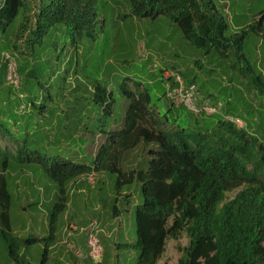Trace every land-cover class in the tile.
I'll use <instances>...</instances> for the list:
<instances>
[{"label": "trees", "instance_id": "obj_1", "mask_svg": "<svg viewBox=\"0 0 264 264\" xmlns=\"http://www.w3.org/2000/svg\"><path fill=\"white\" fill-rule=\"evenodd\" d=\"M104 1L41 0L37 12L30 17L26 12L29 7L25 0H0V28L4 32L12 29L9 35L13 36L14 41L9 44L14 49H17L19 38L30 20L33 23L29 34L32 45H39L44 37L59 26H63L70 36L84 32L87 37L93 39L99 21V10ZM122 1L136 18L163 19L164 23L175 26L182 36L184 51H187L188 42L202 57L205 56L206 63L212 67L221 66L225 75L230 73L229 83L236 82L239 86L242 85L246 93L254 91L261 99L264 98V79L249 65L242 53L243 43L249 33L247 29L253 30V24H246L234 33L223 8L218 10L204 0ZM18 21L20 22L16 25ZM31 52L35 53L33 48ZM52 57L57 59L55 55ZM73 60L72 57L64 59V67L72 65ZM193 64H198L197 68H200L199 59ZM211 71L213 68L209 70ZM165 81L171 88L178 87L175 79L161 78L162 97L165 95ZM195 82V74L190 79L187 74L183 75L184 86L195 85ZM134 85L137 87L136 92L127 89L124 84L120 86L128 101L122 127L113 132L109 137L110 141L102 146L100 154L103 152L104 157L101 161L95 153L94 165H73L60 157H43L37 152H33L31 157H23L25 145L17 146L20 142L15 138L11 127L17 125L18 129L24 130L26 127H20L18 121L25 120V123L26 116L18 115L14 111L15 107L12 110L0 109V115L8 123L6 125L3 120L0 121V235L6 243L11 263L29 264L20 255V251L34 240H22L19 238L23 237L9 234L12 204L10 187L13 181L8 175L10 171H14L13 176H9L17 180L19 177L16 175L20 171L31 170L29 168L36 164L33 168L42 172L57 192L56 201L51 203L54 204L49 214V234L38 240L43 243V252L38 264H46L48 248L55 237V222L68 204V191L72 187L75 189V185L80 182L79 178L108 172L117 175L115 191L109 203L113 218L120 216L117 207L119 200L128 202L126 198L129 194L126 192L134 187V184L140 189L142 201L134 211L136 241L122 245L136 250L134 264H157L166 251L167 242L173 240L178 243L183 235L187 238L188 245L181 247L178 244L177 249L181 253L178 264H264L263 115L257 123L253 121L260 108H255L245 93L237 90L240 87H237L231 90L235 92L233 98L238 105L235 110L239 109L237 112L240 116L243 111V115L247 117L245 129H239L226 122L221 115H214L213 121L203 125L198 124L197 120L191 125L185 115L181 122L177 120L179 117L169 120L165 113L161 114V118L155 119L153 109L160 108L161 96L153 97L145 89L139 91L138 82ZM92 94L88 100L92 101L91 111H94L95 115L88 116L94 125L107 120L110 126L114 121L117 99L113 98L112 92L107 93L100 84L94 86ZM222 96L225 98V95ZM84 99L87 102L86 96L79 95L71 103L66 98L63 104L66 108L60 111L57 109L56 119L48 118L52 119L50 125L55 122L53 127L61 126L59 113L70 111L66 110L70 105H82L84 110L86 102L81 101ZM231 102L229 98L226 99L223 104L224 112L226 115L235 116L237 114L232 112L234 110L231 109ZM3 105L2 102L1 107ZM35 106L31 103V113ZM58 107L62 105L56 108ZM172 107L173 105L166 107V111L170 113ZM76 112L83 118L81 111L75 110L73 114ZM183 112L185 108L180 107L178 114L183 115ZM39 114V120L43 114L46 115L45 106ZM69 119V124L77 125L71 127L78 141L72 137L67 141V146L72 148L75 141L80 145L84 144L88 136L83 134L86 122L78 121L77 118L73 122L71 116ZM45 128L47 131L48 126ZM140 144L155 146V149L148 152L152 159L148 164H145V159L143 167L139 161L138 166L124 167L126 162L123 161V156ZM83 148L79 150L77 147V150L81 152ZM78 159L83 160V156L78 155ZM123 187L129 188L123 192Z\"/></svg>", "mask_w": 264, "mask_h": 264}, {"label": "rangeland", "instance_id": "obj_2", "mask_svg": "<svg viewBox=\"0 0 264 264\" xmlns=\"http://www.w3.org/2000/svg\"><path fill=\"white\" fill-rule=\"evenodd\" d=\"M25 1L29 7L26 12L32 17L31 14L37 12L41 0ZM204 1L208 5H214L218 10L223 8L231 26V18L234 15H247L245 23L253 24L254 28L253 30L247 29L249 33L243 43L242 53L246 56L249 65L255 68L264 79V0ZM247 10L250 12L245 13ZM98 20L93 39L87 37L84 32L70 36L63 26H59L54 32L44 37L39 45L31 44L29 34L33 23L30 20L28 27L19 38L17 49L9 44H13L14 41L13 36L9 35L12 29L9 28L4 32L0 28V109L12 110L15 107L14 111L18 115L26 116L25 123V120L18 121L20 127H26L24 130L18 129L17 125L11 127L9 124L8 126L9 129L11 127L13 133L15 132V138H18L17 141L20 142L17 146L25 145L26 150H24L25 153L23 151V157H31L33 152H37L43 157H60L73 165L81 163L94 165V157L97 153L99 161H101L104 157L103 152L100 154L102 146L110 141L109 137L114 134L113 132L122 127V119L128 104L125 94L120 90L122 84L132 92H136L137 87L134 83L138 82L140 84L139 91L145 89L155 97L161 96V78L170 77L175 81L178 78L182 82L183 75L187 74V78L190 79L195 74L196 82L194 84L198 93V103L213 105L220 102L222 104L223 108H221L220 114L214 115H226L223 104L229 98L233 104L231 109L234 110L231 111L246 123L247 117L245 114L243 115V111L241 114L244 117L242 118V115L240 116L237 112L239 109L235 110L238 105L233 98L235 92L232 90L237 87H240L237 90L243 91L255 108L259 109L262 106L259 104H262L264 98L261 99L254 91L246 93L242 85L239 86L236 82L229 83L228 75L230 73L225 75L221 66L213 65L214 67H212L206 63L205 56L202 57L188 42L187 51H184L180 31L175 26L164 23L163 19H139L131 14L128 6L122 0H105L101 4ZM231 31L233 32V30ZM29 48L31 50L33 48L35 53H32ZM4 54L10 56L8 63L4 60ZM52 55H55L57 59L54 60ZM71 57L74 59L72 65L65 68L64 59L68 60ZM196 59H199L200 68H197L198 64H193ZM9 63L14 65V69L16 68V75L19 78L18 88H14L8 78ZM21 68L23 69L21 70ZM212 68L213 71L209 72ZM98 84L104 87L107 93L112 92L113 98L117 99L114 106V121L110 126L107 120L94 125L90 119L95 115V112L91 111L93 104L88 99L93 96L94 86ZM79 95L86 96L87 102L85 99L81 100L82 103L86 102L84 110L82 105L79 107L70 105L66 110L72 111L71 113L70 111L59 113L61 126L53 127L55 122L50 125L51 120L58 116L57 109L60 111V109L66 108V105H63L66 98L72 103V100H76ZM222 95H225V98ZM2 102L3 107H1ZM177 102V99L172 101L165 91V95L161 96L160 108L153 109L155 119L161 118V114L165 113L169 120L179 117L177 120L181 122L185 115L191 125L196 120L199 121L198 124L203 125V123L210 122L214 116L194 114L186 109L183 115L178 114L182 106L177 105ZM31 103L36 105V109L33 108L32 113L29 110ZM60 104L62 107L56 108ZM170 105L173 107L168 113L166 107L168 108ZM44 106L46 115L43 114L39 120L40 110H43ZM75 110L81 111L83 118L79 112L74 115ZM70 116L73 122L77 119L86 122L83 134H86L85 136L88 138L82 145L77 143L78 139L75 137L76 135H73L74 129L71 126L77 125L69 124ZM2 117L0 115V121L3 120V123L8 125ZM45 117L46 121H44ZM49 117L52 119L49 120ZM46 126H48L47 131H45ZM59 132L61 133L56 135ZM71 137L77 140L72 144V148L67 146V141ZM77 147L79 150L83 148L81 152L77 150ZM151 149H155V146L140 144L123 156V161L126 162L123 166H138V161L141 163V167L148 164V161L152 159L148 153ZM75 152H79V154L76 155ZM78 155H82L83 160L78 159ZM145 159L147 161L144 164ZM35 165L32 166L35 167ZM33 167L29 168L31 170L20 171L16 175L19 177L17 180L9 176L14 174V171H10L11 174L8 175V178L13 181L10 187L12 193L10 214L12 222H14V227L9 234L14 237H23L19 238L22 240H34L32 244L21 249V256L29 257L27 260L29 264H38L43 252V243L38 240L49 234V214L54 204L51 203L56 201L57 192L53 189L54 186L48 182L50 180L42 179V172L35 173L37 169ZM116 178L117 175L114 172L95 175V177L91 175L88 178L89 181L95 184L98 179L99 183L94 190H86L81 194H73L72 187L68 191V205L55 222L54 235L56 238H62L69 244L72 243L73 238L82 239L78 243L80 264H98L97 260L88 256V252L86 254L88 249L86 238L91 229L94 230L92 234L99 241L100 261L103 264L135 263L136 250L122 245L136 241L134 211L136 206L141 204V193L135 184L129 190V187H123V192L128 190L126 192L127 195L129 194V197L126 198L128 202L125 203L123 199L119 200L117 207L120 210V216L113 218L109 211V202L115 191ZM18 223L21 224L19 228L16 226ZM0 229L2 228L0 227ZM178 244L181 247L187 246V238L183 235L178 243L173 240L168 241L166 251L157 264H178L181 256L177 249ZM64 246L62 247L65 248ZM0 264H13L8 258L6 243L1 235Z\"/></svg>", "mask_w": 264, "mask_h": 264}, {"label": "built area", "instance_id": "obj_3", "mask_svg": "<svg viewBox=\"0 0 264 264\" xmlns=\"http://www.w3.org/2000/svg\"><path fill=\"white\" fill-rule=\"evenodd\" d=\"M5 56V58H4ZM3 58L6 63L9 62L10 56L8 54H4ZM8 78L10 83L13 85L14 88H18L19 78L16 75V68L14 69V65L9 63L8 67ZM176 82L178 83V87L171 88L170 84H165L164 88L167 93V96L172 100H178L177 105H181L186 110L194 114H206V115H214L220 114V110L222 104L217 102L213 105L206 103V104H199L198 103V93L195 85L184 86L182 82L179 81L177 78ZM11 85V86H12ZM223 120L229 122L233 126L239 129H245L246 124L245 122L232 115H221ZM94 230H90L87 234L86 238V245H87V252L91 259L97 260V262L101 259V247L99 245L98 239L92 234Z\"/></svg>", "mask_w": 264, "mask_h": 264}, {"label": "crops", "instance_id": "obj_4", "mask_svg": "<svg viewBox=\"0 0 264 264\" xmlns=\"http://www.w3.org/2000/svg\"><path fill=\"white\" fill-rule=\"evenodd\" d=\"M248 12H250V11L247 10L245 13H248ZM246 18H247L246 14L234 15L231 18V21H232L231 30H233V32L235 33L237 31H239L240 29H242L247 24V23H245ZM261 103L262 104H259V105H262V106L259 107L260 108L259 112L257 115H255V118L253 119L254 123L255 122L257 123L259 121L258 119L261 118L262 115L264 118V101ZM262 123L264 124V120L262 121ZM254 126H255V124H254ZM37 173H41V172H37ZM89 176H91V175H88L87 178H81L80 179V182H78V184L75 185L76 186L75 189H73V194L74 193L81 194V193L85 192L86 190H90V189L94 190L96 188V186L98 184L97 182H99V180H97L95 182V184H93L94 182L89 181V179H88ZM93 176L95 177L94 174H93ZM42 179H44L43 174H42ZM91 184H92V186H91ZM52 196H53V194H52ZM16 226H17V228H19L21 226V224L18 223V225H16ZM13 227H14V222H12V218H10L9 229L12 230ZM43 237H45V236H43ZM80 240L82 241L81 238H80ZM80 240H78V238H73L72 243L69 244L67 241H64V239H62V238H56V235H55L53 242L50 243L49 248H48L46 264H80L81 257L79 256L80 253L78 251L79 250L78 243ZM62 246H64L65 248H63ZM85 249H86V246H85ZM21 251H20V255H22ZM86 254H87V250H86ZM25 259L29 260V257H26Z\"/></svg>", "mask_w": 264, "mask_h": 264}, {"label": "clouds", "instance_id": "obj_5", "mask_svg": "<svg viewBox=\"0 0 264 264\" xmlns=\"http://www.w3.org/2000/svg\"><path fill=\"white\" fill-rule=\"evenodd\" d=\"M88 256H89V255H88ZM99 262H100V261H99ZM99 262H98V263H99Z\"/></svg>", "mask_w": 264, "mask_h": 264}]
</instances>
